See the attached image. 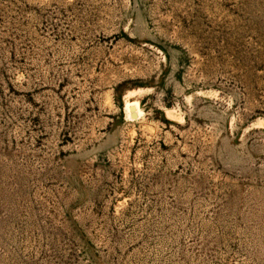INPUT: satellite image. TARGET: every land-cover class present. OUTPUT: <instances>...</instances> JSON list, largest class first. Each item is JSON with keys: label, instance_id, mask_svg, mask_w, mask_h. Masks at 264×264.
<instances>
[{"label": "rangeland", "instance_id": "374dc122", "mask_svg": "<svg viewBox=\"0 0 264 264\" xmlns=\"http://www.w3.org/2000/svg\"><path fill=\"white\" fill-rule=\"evenodd\" d=\"M0 264H264V0H0Z\"/></svg>", "mask_w": 264, "mask_h": 264}, {"label": "water", "instance_id": "95a60500", "mask_svg": "<svg viewBox=\"0 0 264 264\" xmlns=\"http://www.w3.org/2000/svg\"><path fill=\"white\" fill-rule=\"evenodd\" d=\"M130 110L133 111V107H130ZM131 117H135V113H132Z\"/></svg>", "mask_w": 264, "mask_h": 264}]
</instances>
